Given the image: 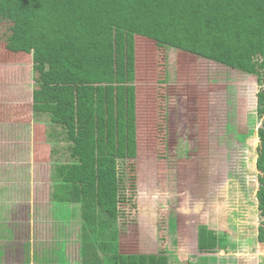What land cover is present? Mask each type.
I'll list each match as a JSON object with an SVG mask.
<instances>
[{
  "label": "trees",
  "instance_id": "16d2710c",
  "mask_svg": "<svg viewBox=\"0 0 264 264\" xmlns=\"http://www.w3.org/2000/svg\"><path fill=\"white\" fill-rule=\"evenodd\" d=\"M137 39L250 71L255 67L250 64L253 55L264 60V0H0V45L33 57L31 107L38 117L48 119L44 137L53 165L52 201L83 206L80 213L90 223L80 229L81 264H105L90 235L100 222H94L85 199L90 200L89 208L95 203L113 218L119 215L128 227L111 264H168L165 249L145 255L143 250L153 247L140 246V228L150 219L138 221L135 208L150 210L136 191L149 197L150 204L154 175L134 183L130 174L121 172L138 157ZM263 99L264 91L258 103ZM257 114L263 115L264 108ZM257 135V199L264 217V122ZM158 221L163 237L159 244L165 247V208ZM196 239L198 253L227 251L226 233L200 225ZM257 242L264 252V220Z\"/></svg>",
  "mask_w": 264,
  "mask_h": 264
},
{
  "label": "rangeland",
  "instance_id": "374dc122",
  "mask_svg": "<svg viewBox=\"0 0 264 264\" xmlns=\"http://www.w3.org/2000/svg\"><path fill=\"white\" fill-rule=\"evenodd\" d=\"M134 47L138 157L129 160V170L125 168L121 172L130 174L129 180L134 183L154 175V190H149L154 200L150 204L149 197L135 190L150 210L138 207L140 222L150 219L149 224L140 228L141 248L150 246L156 253L165 249L162 254L168 258V264H264V252L259 251L257 242L258 227L264 217L258 209L260 180L256 168L257 133L264 122V114H257L258 108H264V99L258 103V94L264 91V60L259 54L253 55L250 64L255 67L244 71L174 48L150 46L138 39ZM114 51V55L119 52ZM6 55V51L0 52V58ZM18 59L17 68L22 70L4 66L0 60V88H23L27 85L23 81L33 83L30 75L34 62L25 52H20ZM18 93V90L11 91L6 95L7 100L0 99V118L12 115L10 120L17 119L19 123L13 128L0 129V145L6 149L0 155V189L13 194L15 191L11 188H14L20 193L14 210L18 222H12L16 217L11 219L8 211L2 219L9 232H0V264H29L26 247L33 233L26 231L30 227L36 233L30 242L33 248L30 253L42 255L33 264H41V259L44 264H65L62 254L57 255L59 260L50 262L43 252L51 247L62 251L59 247L65 246L66 254L73 258L75 249L80 247L79 242L70 238L66 221L70 214L77 218L79 204L52 201L53 165L49 162L50 147L44 137L48 119L38 117L32 110L31 99ZM25 123L33 126V136L28 142L2 137L4 131L14 133ZM10 162L15 163L17 175L7 178L12 172L3 171H7ZM23 172L29 180L27 190L20 188L18 180ZM132 173L137 175L136 179ZM2 178H6L4 183ZM85 201L89 212L94 213V222H100L93 229L95 235L105 228L101 229L100 224L104 225L108 214L95 203L89 208L90 200ZM164 208L170 232L165 247L159 244L163 237L158 221ZM56 215L62 221L58 222ZM80 224L72 228V234L76 232L79 241ZM200 225L216 234L226 233L227 251L215 255L198 253L196 234ZM120 231L122 241L125 228ZM65 234L67 241L61 245ZM97 236L93 239L95 246L102 242ZM187 257L189 262L185 260ZM70 263L74 264L72 260Z\"/></svg>",
  "mask_w": 264,
  "mask_h": 264
},
{
  "label": "crops",
  "instance_id": "0c3cea01",
  "mask_svg": "<svg viewBox=\"0 0 264 264\" xmlns=\"http://www.w3.org/2000/svg\"><path fill=\"white\" fill-rule=\"evenodd\" d=\"M2 51H6L7 52V55L4 58H0V60L2 61V64L4 66L5 65H10V66H14L15 68H17V64L20 63V61L18 59V55H19L20 52H23V51H20L19 53L13 52V51H10V50L6 49L2 45H0V52H2ZM26 54L32 59V63H33L34 61H33L32 54H30V53H26ZM9 58L11 60H8ZM3 61H5V62H3ZM17 70H22V69H20V68L18 69L17 68ZM31 71H32V73H31V75L30 74L29 75H30L31 81L33 83H31L29 81H23V84H27L23 88L21 86H20L21 88H0V99H1V102L7 100V96L6 95L8 93H10L11 91H17V90L19 91L18 94L22 95L24 98H26V99H31L32 98V91H33L34 86H35L33 66H32V70ZM22 73H24V72H22ZM30 77H29V79H30ZM2 96H6V97L4 98ZM11 116H9L7 118H4V119L0 118V129L5 130L6 128H13V127H16L19 124L17 122V119L15 121H11L10 120ZM15 118H18V117H15ZM21 125L23 126L22 129H20V130L17 129L14 133H10V131L6 130V131L3 132V136L2 135L1 136L4 139L6 138V139L11 140V141L15 139L17 142H20L21 139H22V141L25 140L24 142H28L30 140V138L33 136V134H32L33 126L31 124H28V123L21 124ZM11 143L13 144V142H11ZM5 151H6V149L3 146L0 145V155L5 154ZM11 162L8 163V165H7L8 166L7 167V171H3V173H5V174L6 173H10V172L13 173V175H12V173L10 175H7V178H10L11 176H16L17 175V170L15 168V163H11ZM22 175H23L22 178L21 177L18 178L19 183H20V188L21 189H26V188L28 189L29 188L28 177H27L26 173H24V172L22 173ZM4 180H6V178H4V179L2 178L1 182L4 183L5 182ZM11 189L15 191L13 194L7 193L8 190H6L4 188L0 189V232H7V233L9 232L8 227L6 225V221H2V219H4L5 216H6L5 215L6 211L9 212V215L11 216V219L16 217V218L12 219V222L14 224L17 223L18 219H19L17 217V215H15L16 212H14V210H15V208H16L15 206L17 204V202L15 200L20 195V193L16 192V190L14 188H11ZM9 195H12V197H10ZM53 207H55V206H53ZM68 207H70V206H68ZM82 207L83 206H81V208H80V206H79V212H77V214H78L77 218H75V216H73V214H70L68 216L67 221H66V222H68L67 224L69 226V228H67V229H69L68 231L71 230V237H70V234H69V237L71 239L75 240V242H77V243L79 242V246L78 247L81 246L80 245V241L78 239H76V237H75L76 236V232L74 234H72V228L74 226H76V225H79V223H81L80 226H79V232L77 234V237L79 236V239H80L81 225H82V227H85V228L89 227V225H90V223L87 220H85V218L80 213V209H81V211H83ZM101 210H103V209L101 208ZM135 210H139V209L136 207ZM57 212H58V208H57ZM105 212H106V215H107L108 214L107 211H105ZM52 213L55 214L54 210L52 211ZM82 214H83V212H82ZM108 215H107L108 219L106 221L104 219V223H103L104 225L100 226L101 229L104 226H105V228L102 229V230L99 229V231L95 235L90 233L93 236V238L91 237L92 240L94 239V236L98 235L97 238H100L101 241H102L100 244L96 245L95 248H96V251H97L98 255L101 257L102 261L105 264H111L113 256L118 253V247H120L119 245H120L121 237L123 235V233L120 231V228L124 227L125 230H126V226L122 225V223L120 222L119 215L117 217H114V218H113V216H111V215L108 216ZM72 216L74 218V221H71V217ZM55 217H56L58 222L62 221L61 219L59 220V216L58 215H56ZM21 218H23V217H21ZM137 220L138 221L140 220L139 217H137ZM24 221H25V218H24ZM110 225H112L111 228H110ZM127 229H128V227H127ZM31 231L33 233L32 236L33 237L36 236L35 231L33 232V229H31V227L29 228V230L27 229L26 233L27 232L31 233ZM99 234H101V237H99ZM29 236H31V235H29ZM32 236L28 239L27 247H26V255H28L26 259L28 260L29 264H31V263L33 264L35 259H36V257H42L41 254H37V256H36L34 254L31 255V253H33V252L30 253V250L33 249L32 245L30 244V242L32 240ZM169 236H170V232H169ZM64 241H67V235L66 234H65V239L61 241V245L64 243ZM28 244H29V246H28ZM64 247L65 246L59 247V249L63 248L62 251L61 250H55L54 247H51L47 251L43 252L45 255H48V256H46L45 259H47L50 262H54L55 258H57V260H59V257H57V255L58 254H60V255L62 254L63 258H61V257L60 258L65 264H71L70 260H72L74 264L77 261V264H78L79 263V257H80V248L75 249L73 258H70V256H68L66 254ZM138 251H139V247H138ZM138 253H141V252H138ZM142 253H144L145 255H151L150 253H153V252H151V250H146V252L143 250ZM168 253L170 254V252H168ZM1 254H2V252L0 251V256H1ZM188 259L189 258L187 257L185 260L188 261ZM40 261H41V264H44L42 262V259ZM52 264H54V263H52ZM80 264H81V262H80Z\"/></svg>",
  "mask_w": 264,
  "mask_h": 264
}]
</instances>
